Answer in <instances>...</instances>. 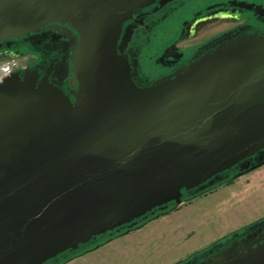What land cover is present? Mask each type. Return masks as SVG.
<instances>
[{
  "label": "water",
  "instance_id": "95a60500",
  "mask_svg": "<svg viewBox=\"0 0 264 264\" xmlns=\"http://www.w3.org/2000/svg\"><path fill=\"white\" fill-rule=\"evenodd\" d=\"M155 1L0 0V41L78 33L74 102L30 68L0 83V264H44L264 165V35L141 87L117 45ZM203 264H264V234Z\"/></svg>",
  "mask_w": 264,
  "mask_h": 264
},
{
  "label": "flooded vegetation",
  "instance_id": "af4514ba",
  "mask_svg": "<svg viewBox=\"0 0 264 264\" xmlns=\"http://www.w3.org/2000/svg\"><path fill=\"white\" fill-rule=\"evenodd\" d=\"M73 31L78 34L68 24L54 23L29 36L0 41V56L20 57L26 68L38 71L39 82L48 80L74 102L78 84L73 85V59L78 46ZM255 33L264 35V0H156L124 23L117 49L128 60L134 82L146 87L173 76L224 42ZM262 234L264 221L183 264H203ZM95 241L81 253L103 244ZM72 257L65 252L44 264H65Z\"/></svg>",
  "mask_w": 264,
  "mask_h": 264
},
{
  "label": "rangeland",
  "instance_id": "374dc122",
  "mask_svg": "<svg viewBox=\"0 0 264 264\" xmlns=\"http://www.w3.org/2000/svg\"><path fill=\"white\" fill-rule=\"evenodd\" d=\"M263 218L264 165L140 228L104 236L98 241L103 244L65 264H178Z\"/></svg>",
  "mask_w": 264,
  "mask_h": 264
},
{
  "label": "trees",
  "instance_id": "16d2710c",
  "mask_svg": "<svg viewBox=\"0 0 264 264\" xmlns=\"http://www.w3.org/2000/svg\"><path fill=\"white\" fill-rule=\"evenodd\" d=\"M237 170H238V167L235 166V167H233V169L228 170V171H225V172L222 173V174L229 175L230 173H234V172H236ZM232 181H233V180H232L231 178H230V179H227V180H225V181H221V182H219L217 185H215V186H213V187H210V188H208V189H206V190H204V191H201V192H199V193H197V194H194V195H189L188 192L185 191V195H184V197H186V201H190V200H192L193 198H195L196 196H200V195H202V194H205V193H207V192H209V191H212V190L216 189L218 186H220V185H222V184L229 183V182H232ZM173 205H174V204L171 203L170 206H169V208L166 209L165 212H168V211L171 210L172 208L177 209V208L180 207V206L173 207ZM160 211H161L160 209H157V212H160ZM156 217H157V215H153V214H150V213H149L147 216L140 218L136 224L132 225V226H131L132 229H130V230H135V229H137V228H140V227L144 226L147 222H149L150 220H152L153 218H156ZM263 221H264V218L261 219V220H259L258 222L254 223V224H251V225H249V226H247V227L241 229V230L238 231V232H234V233H232V234H230V235H228V236H226V237H224V238L218 240L217 242H215V243L212 244L211 246L207 247L206 249L194 253V254L191 256V258H192V257H197V256H200V255H203V254L207 253L210 249H212V248H214L215 246H218V245H220V244H222V243H225L228 239H230L231 237H233V236L239 234L241 231H243V230H247V229L253 227L254 225H256V224H258V223H261V222H263ZM128 228H129L128 226H125V227H122L120 231L115 230L113 233L123 232L124 230H127ZM108 235H111V232L108 233V234H106V236H108ZM95 243H96V241H93V242H90L89 244L82 245V246H83V247H82V250H83V249H86V248H88V247H90V245H92V244L94 245ZM79 251H81V250L79 249V250H77V251H74V252H68V253H69V254H70V253H77V252H79ZM191 258H190V259H191ZM185 262H186V260H185L184 262L182 261V262H180V263H178V264H183V263H185Z\"/></svg>",
  "mask_w": 264,
  "mask_h": 264
},
{
  "label": "built area",
  "instance_id": "2783aa9c",
  "mask_svg": "<svg viewBox=\"0 0 264 264\" xmlns=\"http://www.w3.org/2000/svg\"><path fill=\"white\" fill-rule=\"evenodd\" d=\"M25 67V63L18 57H0V83L15 71Z\"/></svg>",
  "mask_w": 264,
  "mask_h": 264
}]
</instances>
